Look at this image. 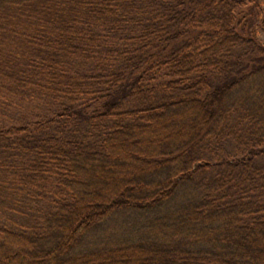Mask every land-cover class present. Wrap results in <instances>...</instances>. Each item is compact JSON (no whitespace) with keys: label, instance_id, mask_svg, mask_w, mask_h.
Returning a JSON list of instances; mask_svg holds the SVG:
<instances>
[{"label":"trees","instance_id":"trees-1","mask_svg":"<svg viewBox=\"0 0 264 264\" xmlns=\"http://www.w3.org/2000/svg\"><path fill=\"white\" fill-rule=\"evenodd\" d=\"M264 0H0V264H264Z\"/></svg>","mask_w":264,"mask_h":264},{"label":"rangeland","instance_id":"rangeland-1","mask_svg":"<svg viewBox=\"0 0 264 264\" xmlns=\"http://www.w3.org/2000/svg\"><path fill=\"white\" fill-rule=\"evenodd\" d=\"M259 34H260V38H261V40L264 41V32H263V31H260Z\"/></svg>","mask_w":264,"mask_h":264}]
</instances>
